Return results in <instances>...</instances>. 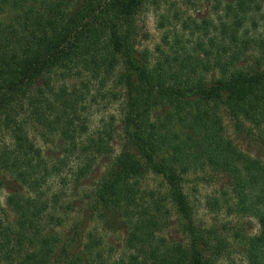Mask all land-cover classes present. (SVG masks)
<instances>
[{
	"label": "trees",
	"instance_id": "1",
	"mask_svg": "<svg viewBox=\"0 0 264 264\" xmlns=\"http://www.w3.org/2000/svg\"><path fill=\"white\" fill-rule=\"evenodd\" d=\"M196 1L0 0V189L10 213L0 215V264H213L184 190L207 170L226 176L235 211L257 220L242 248L248 264H264V160L227 135L221 113L264 146V27L248 26L263 0H205L199 20L188 12ZM147 6L162 30L152 55L139 49ZM255 48L254 64H242ZM119 96L115 153L112 131L91 130L86 112ZM37 135L62 155L52 160ZM101 159L110 161L84 219L60 233L74 210L66 187ZM149 174L158 187L142 183ZM173 214L176 235H165ZM96 221L122 232L116 254L102 249Z\"/></svg>",
	"mask_w": 264,
	"mask_h": 264
},
{
	"label": "rangeland",
	"instance_id": "2",
	"mask_svg": "<svg viewBox=\"0 0 264 264\" xmlns=\"http://www.w3.org/2000/svg\"><path fill=\"white\" fill-rule=\"evenodd\" d=\"M209 9L210 3L205 0H200L196 1L195 6L188 10V12L192 13L191 15L199 20L201 16L208 15ZM254 18L256 25L249 24L248 26L252 32L259 33L264 27V0L261 2L260 10L254 15ZM157 20V13L152 7L147 6L141 13L140 25L142 30L139 49H146L151 55L162 41V30L158 28ZM260 55L261 52L259 50L256 48L251 49L242 64L252 65ZM91 95L94 94L91 92ZM120 102V96L118 100L109 103L103 104L102 101H98L95 104H91L86 112L91 130H94L96 127H102L107 128L108 131H112L113 137L111 145L115 153L118 152L120 143ZM221 113L227 135L243 151L252 156H259L264 160V146L259 147L255 144L253 145L249 137L242 133L241 130L236 129L233 126V122L230 121L224 112ZM35 137L41 149L45 153L50 152L52 160L62 155V151L55 143H44L38 135ZM109 161L108 159L98 160L90 175L80 181L78 186L73 188L69 182L66 187L68 189L67 194L74 210L70 214L67 224L59 228L60 233L66 235L68 227L72 225L73 220L84 219L88 203L87 196L93 189L98 177L108 166ZM71 164L69 163V165ZM69 165L65 168L66 173L69 171ZM159 181L160 179L149 174L142 180V183L154 189L159 186ZM12 185L11 183L10 187ZM184 190L192 204L193 217L196 225L200 228L204 237L210 239L211 244L207 253L210 261L213 264H248L243 253L242 244L246 236L257 233L258 223L254 217L241 215L235 211L233 207V196L229 189V181L226 176L212 170L199 173L198 176L191 175L184 183ZM7 191L6 188L0 189V215L9 213L5 204ZM176 221L177 217L173 214L171 225L165 231V235H176ZM90 227L96 228L97 233L101 237L102 249L106 251V254H116L120 251L122 240L121 231L110 229L104 221H96Z\"/></svg>",
	"mask_w": 264,
	"mask_h": 264
}]
</instances>
